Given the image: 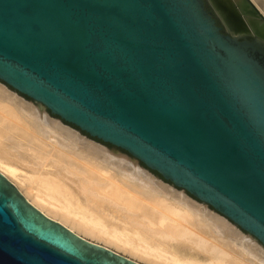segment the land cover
<instances>
[{
    "label": "water",
    "instance_id": "1",
    "mask_svg": "<svg viewBox=\"0 0 264 264\" xmlns=\"http://www.w3.org/2000/svg\"><path fill=\"white\" fill-rule=\"evenodd\" d=\"M246 1L264 22V0ZM0 84L264 248V40L233 35L210 0H0ZM0 264L143 263L48 217L0 172Z\"/></svg>",
    "mask_w": 264,
    "mask_h": 264
},
{
    "label": "rangeland",
    "instance_id": "2",
    "mask_svg": "<svg viewBox=\"0 0 264 264\" xmlns=\"http://www.w3.org/2000/svg\"><path fill=\"white\" fill-rule=\"evenodd\" d=\"M210 1L213 4V6L215 7L213 1L212 0H210ZM214 1L216 2L217 0H214ZM242 2L244 4V7L245 6L247 7V10L243 11V14H242L243 18L248 15V16H251L249 19L245 18V20H247L248 22L251 23V20H252V21L261 23L260 18L257 17L254 10H252V8H250L248 2L246 0H242ZM216 10H217V8H216ZM217 12L221 17L219 10H217ZM245 20H241V21L245 22ZM255 35H257L260 39L264 40V36H262L260 34H255ZM0 94H1L0 95V102H1L0 103L1 104L0 110H2V108L5 110L7 109L6 111L5 110H3L2 112L0 111V115L2 114L4 116L5 114L8 113L9 115L8 114L7 115L10 116V117H8L7 115H5L6 116V118L4 116L5 119L0 116L2 119L5 120L4 123L8 124V125L6 124L5 127H10V126H13L15 124L16 125L19 124L20 126L22 125L20 129L24 128L23 130H21V132H19L20 131L18 129L19 125H17L18 126L17 131L12 132V130H10V135H12L13 137L8 135L9 138H7L6 136H4L7 133L5 132L6 130L3 127V125H5V124L2 122V124L0 125V127L1 126L3 127L2 130H0V156H5L8 158H11L12 156H21L20 158H16L15 160H12V161H14V163L19 167L20 176H22V177L17 179L15 177L9 175L10 177L8 179H10L23 192V195H26L27 198L29 197V199L33 200V198H31V197H33V193L31 192V194L29 195L30 190H28L27 183H26V185L24 183V185H25L24 186L23 182L20 181V179L21 178L25 179V177H29L32 174H35L34 171L35 172L37 170L39 171V172L37 171L36 174H38V173L41 174L42 172H47V170H49L50 173L53 172V174H55V173L59 174V176L61 174L60 177L65 179L64 181H66V182H67L66 179L68 177L70 178V179H68V183H70V184L76 178L81 179V180L84 179V181L86 183L85 182L83 183L81 180L79 181L77 179H76V181H74L75 183L77 182L76 184H74V186H76V185L78 186V189H76V190L80 191V192L76 191L77 193H79V194H77V193L76 194H77V196L79 195L78 196L79 199H80V197H82L81 201L83 203L87 202L86 205H88L90 208L92 207L91 209H93V210L95 209V211L99 214H101V213L106 214L107 213L106 214L107 216L109 214L115 215V217L113 215H112V217H111V215L109 216L110 218H108V219L110 221L113 220V222H114L115 221L114 219H116V217L118 216L119 217V219L117 218L118 220H122V221L125 220L128 222V224L131 227L133 226L131 228L130 226L125 225V222H123L124 224H122V221H120L121 223H119L118 220L114 222L115 224H119L123 228H127L130 230H134L136 228V229H138V232H140V233H141L140 230L143 229V232L141 234L145 233L143 236L145 238H147V240H151V238H152L153 240L157 241L158 244H160L162 247L167 248V251L170 250V248H171L170 246H172L173 244L174 245L176 244L174 247L172 246V248H174L176 251L178 250L176 252V255H179V253H180L179 251H181L180 258H182V257L186 258L187 257L186 260L184 258L182 259V260H185L186 262L192 261L193 264H197L198 262L200 264L201 263L202 264H264L263 263L264 262V248H262V245L259 242H256V239L254 237H252L251 235L242 234L240 228H238L235 224L230 223L224 216L217 213L210 206H208L205 203H202V202H200L194 198L189 197L188 193L185 192L184 190H176V188L173 184L163 180L158 174L148 171L144 165H142L138 160H136L135 158H133L132 156H130L126 152H124L120 149H117V148H115L109 144H105L101 141L93 140V139H91L90 136L83 133L79 129L71 128V124H68L62 120L54 119L53 115L50 114V112L41 104H39V103H37V102L27 98V97L21 96L15 92H13L12 90L4 87L1 84H0ZM10 113H12V114L14 113V116H17V118L15 117L16 118L15 119L12 116L14 118V119H11L12 121L7 120V119L11 118L12 114L10 115ZM37 113L41 114V117L44 120L43 123H40L41 119H40V117L38 119ZM17 120L20 123L19 122L17 123ZM8 121L13 122V123H8ZM10 129H11V127H10ZM30 129H32V130H30ZM56 130H58V131H56ZM24 132H26L28 134H25ZM8 133H9V131H8ZM20 133H23V134H20ZM29 133L31 135H29ZM67 133L74 135L76 138L69 139L67 136ZM33 135L36 136L35 138L36 139L38 138V140L40 141V142H37L38 140L37 141L35 140V142L38 144H36V143L34 144V140H33L34 136ZM18 136L20 137V139ZM30 136L32 137L31 139H30ZM30 144H31V146H29ZM37 146H39V148ZM38 151H40V153H42V154H39V155H41V157H39V158L41 159L43 157L44 159L43 158L41 160L38 159V156H39ZM35 153L37 154L36 157H35V155H36ZM96 156H98V157L96 158ZM110 156H111V158L112 157L113 158L111 159ZM24 157L30 163L32 162L33 164H30L29 162H27V160L24 159ZM105 157H106V159H105ZM22 158L24 160H22ZM35 158H37V159H35ZM76 158H78V159H76ZM17 159H19L21 161L18 162V161H16ZM116 159H118V160H116ZM42 160H44V161H42ZM110 160H112V161H110ZM38 161H40V162H38ZM50 161L52 162V164H50V165H52V167H55V168L59 167V168H57L56 170L55 169L52 170L53 168L50 167L49 165L43 167L44 165H46V162H47V164H49L48 162H50ZM119 161H121V163ZM37 162L39 163V165L40 164L42 165L41 167L47 168V169L45 170L39 166H35V164ZM53 162H55V163H53ZM38 163L36 165H38ZM60 170H63V171L66 170V171L63 172ZM82 171H83V173H82ZM0 172L3 173V168L1 166H0ZM101 173H103V174H101ZM62 174H63V176L67 175V177L66 176L63 177ZM78 174L83 175V176H80ZM88 175H89V177H88ZM94 176H95V178H94ZM72 177H73V179H72ZM90 177H92V178L90 179ZM106 179H107V181L109 180L111 182L110 183L111 185H113V186H111L112 189H111V187H109L110 184L105 183V182H107ZM69 180H72V181L69 182ZM88 180H91L90 183ZM74 182H72V183H74ZM78 182H82V183H80L81 187H79L80 185ZM91 182H93V184ZM86 184H87V187H89V188L91 186L92 190L87 188ZM96 184L98 187V188L96 187L97 189H95ZM106 184H107V186H106L107 189H105V187H104V185H106ZM82 185H84L88 189V191ZM101 185L104 187V189H103V193L101 192V194H99L100 193L99 188H100V190H102L101 188H103ZM82 187L85 189H83ZM121 189H122V191H121ZM104 190L107 192V195H106V193H104L105 192ZM114 190L116 191V193L114 192ZM84 191H86L85 192V198H83L84 197ZM90 191H92L93 193ZM98 191H99V193H98ZM110 191H112V192H110ZM157 191H159V192H157ZM89 192L92 195L93 194L96 195V197L94 195H93L94 197L90 195V197L92 198V200H91L88 197ZM86 193H88V194H86ZM120 193L122 195H120ZM119 196H122L123 199L125 197H128V198H130V200H132L134 197L135 200L134 199L133 200L138 202L137 203L138 209L134 208L129 203H126L123 199H120ZM86 197L89 199V201H91V202H89L91 204V206H90V204H88V199ZM104 198H106V199H104ZM118 199L120 200L121 203H119ZM142 202H144V203H142ZM160 202H161V204L163 203V205L159 204ZM122 203H124V205ZM148 203H151V204H148ZM139 205L141 208L139 207ZM116 207H119V208H116ZM152 207H154V208L152 209ZM144 208L146 209V211L144 210ZM155 208L157 209V211H160L161 209L162 210L159 214H157L158 213L157 211H156V213H155V211L153 212V210ZM97 210H99V211H97ZM103 210H104V212H101ZM122 210H123V212H122ZM162 212H165L164 215H166L165 218H167L168 221L170 219L169 222L164 221L165 220L164 217L163 218L161 217V215L163 214ZM124 213L125 214L128 213V214L125 215ZM131 213H132V215H130ZM103 214H101V215L107 219L106 215L104 216ZM134 214L136 215V218H139L140 221H142L143 219L144 220L142 222H140L138 220V223H137V219L134 218V216H135ZM150 214L153 216L151 217ZM50 215H49L50 218H52L54 216V215H52V216H50ZM137 215H139V217H137ZM143 215L145 216V218L142 217ZM146 215H147V217L150 216L148 218V220L151 218L150 220L154 221V223L157 222L156 225L157 224L162 225L161 222H163V225H162L163 228H165V226H164L165 223L168 225L169 223L173 222V221L171 222V220L175 219V221L177 220L176 225L179 224L177 229L179 228V231L180 232L182 231V230H180V223H181V226L185 227V230L187 229L186 231L183 230L182 233H186V234L185 235L180 234L177 236L178 238L173 236V237H175V239H171L172 235L168 236L167 234H160L159 232L162 230L161 226L158 228L155 226L154 223L150 224L148 220L146 222V219H147ZM127 216L130 218H128ZM140 216L142 218H140ZM121 218H123V219H121ZM134 219H136V220L134 221ZM116 222H118V223H116ZM217 223H219V224H217ZM172 224H174V223H172ZM137 225L139 227H136ZM152 225H154V227ZM159 225H157V226H159ZM222 226H224V227H222ZM146 227L148 229H146ZM139 228H142V229H139ZM188 228L190 230L189 232L191 233L192 237L191 236L188 237V232H187ZM145 229L149 230V232H146ZM150 232H152L154 234H151ZM156 232L158 235H160V238L156 236L157 240H156V237L154 236V235H156ZM79 235L82 237H85L87 239H90L91 241L103 244L104 246L109 247V248L115 250L116 252L121 253L125 256H128V257H130V258H132L138 262H141L143 264H151L145 260L142 261L139 257L133 255L132 253H130L128 251H124L125 246L129 249V247L127 245L120 243L121 244L120 246L122 248L116 247V246L114 247L113 245L110 246L106 243L98 241L95 238L93 239V238H90V237H88L86 235H82V234H79ZM198 238L201 239L202 242H199L197 240ZM155 241H153V242H155ZM170 241H172V242L167 243ZM183 251L186 254H184ZM134 252L138 253L139 255H144L143 253L137 252L135 250H134ZM171 252H172V254L173 253L175 254V252L170 250L169 253H171ZM182 254H184V256ZM188 256H190V257L188 258ZM191 258H193V259H191ZM195 261H197V262H195Z\"/></svg>",
    "mask_w": 264,
    "mask_h": 264
},
{
    "label": "bare ground",
    "instance_id": "3",
    "mask_svg": "<svg viewBox=\"0 0 264 264\" xmlns=\"http://www.w3.org/2000/svg\"><path fill=\"white\" fill-rule=\"evenodd\" d=\"M213 1V3H214V5H215V7L217 8V10H219V12H220V14H221V18H222V20H223V22H224V24L226 25V28H227V30L229 31V32H231L233 35H235V36H242V35H245V34H252V35H254V36H257V35H255V34H260V35H262V36H264V22H261V23H258V22H255V21H252L251 20V23L250 22H248L247 20H245V22H242L241 20H244L243 19V11H245V10H247V7L245 6L244 7V4H243V2H242V0H217L216 2L214 1V0H212ZM249 2L256 8V7H258L257 5H256V3L253 1V0H249ZM250 6V5H249ZM259 8V7H258ZM249 19V18H248ZM258 37V36H257ZM259 38V37H258ZM3 92V91H2ZM1 92V93H2ZM1 95V94H0ZM5 96V95H4ZM8 96V95H7ZM1 103V102H0ZM1 105V104H0ZM6 106V105H5ZM7 108V107H6ZM3 110H5V109H3L2 108V110H0L1 112L3 111ZM7 110V109H6ZM5 110V111H6ZM10 111V110H9ZM8 112V111H7ZM5 114V113H4ZM8 114V113H7ZM7 114H5V115H7ZM12 113H10V115H11ZM38 115H37V117H38V119H39V117H40V119H41V121H40V123H43L44 122V120L42 119V117H41V114L40 113H37ZM4 115V116H5ZM9 115V114H8ZM7 115V116H8ZM16 115V114H15ZM2 118H4V116L1 114L0 115ZM15 118H17V116H14V113L11 115V118L10 119H7V120H9V121H12L11 119H14L13 117ZM0 117V125L2 124V122L4 123L5 122V118H6V116H5V118L4 119H2ZM8 117H10V116H8ZM15 118V119H16ZM8 121V123H13V122H9ZM19 121L17 120V123H18ZM20 123V122H19ZM5 124V123H4ZM7 124V123H6ZM6 124L5 125H3V127H4V129L6 130L5 132L7 133L6 135H4V136H6L7 138H9V136L8 135H10V130H12V132H14V131H17L18 129L20 130L19 132H21V130H23V129H20L21 128V126L19 125V124H17V125H19V127L15 124V125H13V126H10L11 127V129H10V127H5L6 126ZM8 125V124H7ZM2 126L0 127V130H2V128H3ZM17 127H18V129H17ZM25 127V126H24ZM54 127V126H53ZM55 128V127H54ZM3 129V130H4ZM30 130H32V129H30ZM8 131H9V133H8ZM40 131V130H39ZM56 131H58V130H56ZM11 132V133H12ZM45 132V131H44ZM16 133V132H15ZM18 133V132H17ZM25 134H28V133H26V132H24ZM14 134V133H13ZM20 134H23V133H20ZM57 134V133H56ZM17 135V134H16ZM29 135H31L30 133H29ZM60 135V134H59ZM3 136V137H4ZM10 136H12V135H10ZM22 136V135H21ZM34 136V135H33ZM67 136H68V138L69 139H74V138H76L74 135H72V134H70V133H67ZM13 137V136H12ZM19 137V136H18ZM36 136H34V144L36 143L35 142V140L37 141L38 140V138L36 139L35 138ZM32 137L30 136V139H31ZM19 139H20V137H19ZM18 140V139H17ZM25 140V139H24ZM30 141V140H29ZM32 141V140H31ZM59 141V140H58ZM72 141V140H71ZM27 142V141H26ZM37 142H40L39 140L37 141ZM75 142V141H74ZM30 143V142H29ZM64 143V142H63ZM72 143V142H71ZM36 144H38V143H36ZM75 145V144H74ZM79 145V144H78ZM29 146H31V144L29 145ZM45 146V145H44ZM68 146V145H67ZM38 148H39V146H37ZM42 147V146H41ZM64 147V146H63ZM89 148V147H88ZM35 149V148H34ZM36 154V153H35ZM39 154H42V153H40V151H38V155ZM61 154V153H60ZM94 155V154H93ZM37 156V154L35 155V157ZM43 156V155H42ZM45 156V155H44ZM11 157V156H10ZM14 157V158H13ZM21 156H12L11 158H8V157H5V156H0V166L3 168V173L2 174H4L7 178H9L10 176L9 175H11V176H13V177H15V178H17V179H19L20 177H22V176H20V169H19V167L14 163V161H12V160H15L16 158H20ZM23 157V156H22ZM39 157H41V155H39L38 156V159H40ZM46 157V156H45ZM73 157V156H72ZM76 157V156H75ZM95 157V156H94ZM98 156H96V158H97ZM109 157V156H108ZM43 158V157H42ZM41 158V159H42ZM50 158V157H49ZM66 158V157H65ZM110 158H111V156H110ZM113 158V157H112ZM111 158V159H112ZM24 159H26L25 157H24ZM23 158H22V160H24ZM35 159H37V158H35ZM40 159V160H41ZM44 159V158H43ZM48 159V158H47ZM52 159V158H51ZM76 159H78V158H76ZM105 159H106V157H105ZM27 160V159H26ZM25 160V161H26ZM46 160V159H45ZM50 160V159H49ZM72 160V159H71ZM116 160H118V159H116ZM16 161H18V162H20L21 160H19V159H17ZM42 161H44V160H42ZM52 161V160H51ZM48 162L49 164H47V162H46V165H44L43 167H45V166H47V165H49L50 167H52V165H50V164H52V162ZM110 161H112V160H110ZM27 162H29L28 160H27ZM38 162H40V161H38ZM37 162V163H38ZM84 162V161H83ZM114 162V161H113ZM120 163H121V161H119ZM30 163V162H29ZM36 163V164H37ZM53 163H55V162H53ZM110 163V162H109ZM30 164H33L32 162L30 163ZM35 164V163H34ZM35 164V166H39V167H41L42 165L40 164L39 165V163H38V165H36ZM43 164V163H42ZM62 164V163H61ZM56 165V164H55ZM120 166V165H119ZM43 167H41V168H43ZM53 168V169H52ZM51 169L52 170H56L57 168H59V167H57V168H55V167H52ZM69 168V167H68ZM89 168V167H88ZM117 168V167H116ZM122 168V167H121ZM40 169V168H39ZM43 169H47V168H43ZM49 169V168H48ZM50 169V170H51ZM61 169V168H60ZM63 169V168H62ZM70 169V168H69ZM79 169V168H78ZM119 169V168H118ZM42 170V169H41ZM89 170V169H88ZM97 170V169H96ZM102 170V169H101ZM122 170V169H121ZM126 170V169H125ZM38 171V170H37ZM36 171V172H37ZM60 171H63V170H60ZM66 171V170H65ZM65 171H63V172H65ZM95 171V170H94ZM136 171V170H135ZM36 172L34 171V173L35 174H32L31 176H29V177H25V179H23V178H21L20 179V181H22L23 182V185H24V183H25V185H26V183H27V185H28V190H30V193H29V195L31 194V192L33 193V197H31V198H33V200L32 199H29V197L27 198L26 197V195H24L25 197H26V199H28V201L31 203V204H33L36 208H38L40 211H42L45 215H47L48 217H49V215L50 216H52V215H54L52 218H53V220H56V221H58V222H60L61 224H63L64 226H66L67 228H69L70 230H72L73 232H75V233H77L78 235L79 234H82V235H86V236H88V237H90V238H95V239H97L98 241H101V242H103V243H106V244H108V245H113L114 247L116 246V247H121L120 245L121 244H124V245H127L128 247H129V249L125 246V250L124 251H128V252H130V253H132L133 255H135V256H137V257H139L142 261H147L148 263H151V264H193L192 263V261L190 262V261H188V262H186L185 260L187 259V257L186 258H184V257H182V258H180V254H181V251H179L178 253H179V255H176V252L178 251H176L174 248H172V246L174 247L175 245L173 244L172 246H170L171 248H170V250L171 251H173V252H175V254L173 253L172 254V252L171 253H169V251H167V248H164V247H162L160 244H158V242L157 241H155V240H153L152 238H151V240H147V238H145L143 235L145 234H141L142 232H143V229L142 228H139V229H142V230H140L141 231V233L140 232H138V229H134V230H130V229H127V228H123V227H121L119 224H115L114 222L115 221H117L118 219H119V217L117 216L116 217V219H114L115 221L113 222V220L112 221H110L108 218H110L109 216L111 215V214H109L108 216L106 215V214H103V213H101V214H103L104 216L106 215V217H107V219L105 218V217H103L101 214H99V213H97L96 211H95V209L93 210V209H91L88 205H86L87 204V202L86 203H83L81 200V198L82 197H80V199L78 198V196H77V194H79V193H77V192H80L79 190L77 191L76 189H78V186L76 187V186H74V184H76L74 181H76V179L75 180H69V182L70 181H72V182H74V183H72L71 182V184L70 183H68V179H70L69 177L66 179L67 180V182L66 181H64L65 179H63L62 177H60L61 176V174H60V176H59V174H53V172H49V170H47V172H40L41 174H36ZM39 172V171H38ZM56 172V171H55ZM86 172V171H85ZM91 172V171H90ZM75 173V172H74ZM78 173V172H77ZM82 173H83V171H82ZM92 173V172H91ZM95 173V172H94ZM97 173V172H96ZM131 173V172H130ZM67 174V173H66ZM70 174V173H69ZM89 174V173H88ZM101 174H103V173H101ZM77 175V174H76ZM78 175H80V174H78ZM100 175V174H99ZM134 175V174H133ZM62 176H63V174H62ZM66 177H67V175H65ZM65 176H63V177H65ZM80 176H83V175H80ZM98 176V175H97ZM88 177H89V175H88ZM87 177V178H88ZM93 177V176H92ZM92 177H90V179L92 178ZM137 177V176H136ZM135 177V178H136ZM83 178V177H82ZM85 178V177H84ZM86 178V179H87ZM94 178H95V176H94ZM132 178V177H131ZM72 179H73V177H72ZM10 180V179H9ZM77 180H81V179H77ZM11 181V180H10ZM83 183L85 182L84 181V179L83 180H81ZM89 181V183H90V181L91 180H88ZM87 181V182H88ZM106 181H107V179H106ZM141 181V180H140ZM12 182V181H11ZM82 182H78L79 183V187H81V184L80 183H82ZM103 182V181H102ZM109 182V183H108ZM86 183V182H85ZM92 184H93V182H91ZM105 183H107V184H110L111 182L108 180L107 182H105ZM107 184L106 185H104V187H105V189H107ZM24 185V186H25ZM91 185V184H90ZM103 185V184H102ZM101 185V186H102ZM82 186H84V185H82ZM89 186V185H88ZM100 186V185H99ZM111 186H113V185H111L110 184V186L109 187H111ZM150 186V185H149ZM74 187V188H73ZM76 187V188H75ZM85 187V186H84ZM86 187H87V184H86ZM85 187V188H86ZM97 187V184H96V186H95V189H97L96 188ZM103 187V186H102ZM104 187L103 188H101L102 190H100V188H99V191H100V193H99V191H98V193L99 194H101V192L103 193V189H104ZM117 187V186H116ZM83 188V187H82ZM85 188H83V189H85ZM87 188H89V187H87ZM86 188V190L88 191V189ZM19 189V188H18ZM89 189H91V186H90V188ZM94 189V190H95ZM111 189H112V187H111ZM20 190V189H19ZM92 190V189H91ZM159 190V189H158ZM21 191V190H20ZM77 191V192H76ZM97 191V190H96ZM105 191V190H104ZM108 191V190H107ZM121 191H122V189H121ZM144 191V190H143ZM22 192V191H21ZM82 192V191H81ZM85 192L86 191H84V197L83 198H85ZM90 192H92V191H90ZM90 192H89V194L88 193H86V194H88V197L92 200V198L90 197V195L91 196H93L92 194H90ZM110 192H112V191H110ZM114 192L116 193V191L114 190ZM157 192H159V191H157ZM28 193V192H27ZM77 193V194H76ZM93 193V192H92ZM104 193H106V195H107V192L105 191ZM123 193V192H122ZM161 193V192H160ZM22 194H23V192H22ZM120 195H122L121 193H120ZM131 195V194H130ZM87 196V195H86ZM95 197H96V195H94ZM93 196V197H94ZM100 196V195H99ZM118 196V195H117ZM128 196V195H127ZM87 198V197H86ZM102 198V197H101ZM114 198V197H113ZM119 198L120 199H123V197L122 196H119ZM136 198V197H135ZM88 199V198H87ZM86 199V200H87ZM98 199V198H97ZM104 199H106V198H104ZM111 199V198H110ZM133 199H134V197H133ZM130 200V198H128V197H125L123 200L126 202V203H129L130 205H132L134 208H136V209H138V202H136V201H134V200ZM138 199V198H137ZM119 200V199H118ZM104 201V200H103ZM113 201V200H112ZM89 202H91V201H89V199H88V204H90ZM106 202V201H105ZM115 203V202H114ZM118 203V202H117ZM119 203H121L120 202V200H119ZM142 203H144V202H142ZM123 205H124V203H122ZM148 204H151V203H148ZM159 204H161V202L159 203ZM167 204V203H166ZM161 205H163V203L161 204ZM169 205V204H168ZM167 205V206H168ZM90 206H91V204H90ZM93 206V205H92ZM159 206V205H158ZM166 206V207H167ZM139 207H140V205H139ZM155 207V206H154ZM154 207H152V209L154 208ZM160 207V206H159ZM163 207V206H162ZM165 207V206H164ZM172 207V206H171ZM170 207V208H171ZM174 207V206H173ZM116 208H119V207H116ZM141 208V207H140ZM139 208V209H140ZM158 208V207H157ZM46 209V210H45ZM103 209V208H102ZM148 209V208H147ZM150 209V208H149ZM156 209V208H155ZM153 210V212L155 211V213H156V211H157V209L156 210ZM164 209V208H163ZM168 209V208H167ZM120 210V209H119ZM132 210V209H131ZM144 210L146 211V209L144 208ZM162 210V209H161ZM161 210L160 211H157L158 213L157 214H159L160 212H161ZM166 210V209H165ZM97 211H99V210H97ZM152 211V210H151ZM170 211V210H169ZM101 212H104V210L103 211H101ZM122 212H123V210H122ZM148 212V211H147ZM146 212V213H147ZM172 212V211H171ZM50 213V214H49ZM163 213V214H162ZM160 215H161V217L163 218L164 217V221H168V219L167 218H165V216L166 215H164L165 214V212H162ZM170 213V212H169ZM125 214V213H124ZM126 214H128V213H126ZM125 214V215H126ZM153 214V213H152ZM156 214V215H157ZM113 215V214H112ZM112 215H111V217H112ZM130 215H132V213L130 214ZM135 215V214H134ZM141 215V214H140ZM151 215V214H150ZM164 215V216H163ZM114 217H115V215H113ZM120 216V215H119ZM153 215H151V217H152ZM113 217V218H114ZM121 217V216H120ZM128 217V216H127ZM137 217H139V215H137ZM142 217H144L145 218V216L143 215ZM141 216H140V218H142ZM150 217V216H149ZM149 217H147V215H146V222H147V220H148V218ZM155 217V216H154ZM118 218V219H117ZM128 218H130V217H128ZM134 218H136V215L134 216ZM121 219H123V218H121ZM133 219V218H132ZM137 219V223H138V220H139V218H136ZM136 219H134V221L136 220ZM151 219V218H150ZM148 220L149 221V223L150 224H152V223H154V221H152V220ZM154 219V218H153ZM129 220V219H128ZM142 220V219H141ZM144 220V219H143ZM142 220V221H143ZM161 220V219H160ZM120 221H122V220H118V222L119 223H121ZM132 221V220H131ZM140 221V220H139ZM142 221H140V222H142ZM158 221V220H157ZM169 221H170V219H169ZM168 221V222H169ZM173 221V222H172ZM118 222H116V223H118ZM123 222H125V225H127V226H130L129 224H128V222L127 221H122V224H124ZM139 222V223H140ZM145 222V221H144ZM159 222V221H158ZM171 222L172 223H174V224H172V223H169L168 225L165 223V228H163L162 227V225H163V222H161V224L162 225H159V224H157V225H159V226H157L156 225V223H154L155 224V226L156 227H160L161 226V231L159 232L160 234H167L168 236H170V235H172V237H171V239H175V237L176 238H178L177 236L178 235H180V234H182V235H185L186 233H182L183 232V230L184 231H186L185 230V227H183V226H181V223H180V230H182L181 232L179 231V228L177 229V227H178V225H176V222H177V220L175 221V219H173V220H171ZM135 224V223H134ZM144 224V223H143ZM148 224V223H147ZM216 224V223H215ZM217 224H219V223H217ZM124 225V226H125ZM153 227H154V225H152ZM131 227V226H130ZM133 227V226H132ZM131 227V228H132ZM136 227H139L138 225L136 226ZM222 227H224V226H222ZM144 228V227H143ZM182 228V229H181ZM146 229H148L147 227H146ZM145 229V230H146ZM190 230H189V228H188V237H190L191 236V233L189 232ZM146 232H149V230H146ZM151 234H154V233H152V232H150ZM147 234V233H146ZM153 236V235H152ZM155 237L157 236V237H159L160 238V235H158L157 234V232H156V235H154ZM153 236V237H154ZM173 236H175V237H173ZM157 237H156V240H157ZM192 237V236H191ZM155 239V238H154ZM115 240V241H114ZM199 242H202V240L201 239H197ZM153 241H155V242H153ZM162 242V241H161ZM164 242V241H163ZM166 242V241H165ZM172 241H170V242H167V243H171ZM121 243V244H120ZM119 244V245H118ZM123 245V246H124ZM122 248V247H121ZM118 249V248H117ZM175 251H174V250ZM119 250V249H118ZM123 250V249H122ZM121 250V251H122ZM134 250L135 251H137V252H141V253H143L144 255H139L138 253H136V252H134ZM182 250V249H181ZM213 250V249H212ZM184 252V251H183ZM184 254H186L185 252H184ZM184 254H182L183 256H184ZM131 255V254H130ZM132 255V256H133ZM181 255V256H182ZM136 257V258H137ZM190 256H188V258H189ZM185 259V260H182V259ZM191 259H193V258H191ZM190 259V260H191ZM259 259V258H258ZM195 260V259H194ZM193 260V261H194ZM263 260V259H262ZM161 262V263H160ZM195 262H197V261H195ZM199 263V262H198ZM197 263V264H198ZM264 263V262H263ZM200 264V263H199ZM202 264V263H201Z\"/></svg>",
    "mask_w": 264,
    "mask_h": 264
},
{
    "label": "flooded vegetation",
    "instance_id": "4",
    "mask_svg": "<svg viewBox=\"0 0 264 264\" xmlns=\"http://www.w3.org/2000/svg\"><path fill=\"white\" fill-rule=\"evenodd\" d=\"M212 12H213V10L210 8V7H208ZM219 22V21H218Z\"/></svg>",
    "mask_w": 264,
    "mask_h": 264
}]
</instances>
